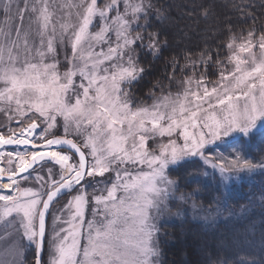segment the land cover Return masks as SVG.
Listing matches in <instances>:
<instances>
[{"label":"snow or ice","instance_id":"snow-or-ice-1","mask_svg":"<svg viewBox=\"0 0 264 264\" xmlns=\"http://www.w3.org/2000/svg\"><path fill=\"white\" fill-rule=\"evenodd\" d=\"M120 5L77 0L64 5L73 10L68 19L53 21L55 10L40 0L31 9L40 23L38 44L29 43L28 33L21 37L19 28H0V111L9 121L0 131V162L7 164L0 166V228L15 229L34 246L36 264L46 216L62 195L70 199L53 218L61 227L51 236L50 264H158L155 219L176 191L170 166L198 157L225 186L232 172L264 168L239 149L235 156L209 155L217 142L235 145L241 136L264 134V32L249 31L239 41L231 35L227 64L217 54L219 79L211 85L204 75L195 77L196 66L206 67L211 53L186 57L192 75L182 81V91L133 107L131 89L146 72L137 48L158 54L160 40L140 24L150 4L123 0V11ZM12 7L8 0L5 14ZM65 44L71 54L61 70L58 46ZM58 127L62 135L53 134ZM150 140L158 141L155 147ZM45 161L58 171L49 167L40 174L37 166L44 168ZM106 174V181L96 180ZM21 254L13 241L0 264H22Z\"/></svg>","mask_w":264,"mask_h":264},{"label":"trees","instance_id":"trees-1","mask_svg":"<svg viewBox=\"0 0 264 264\" xmlns=\"http://www.w3.org/2000/svg\"><path fill=\"white\" fill-rule=\"evenodd\" d=\"M144 3L151 8L147 20L141 19L140 24L159 34L160 52L154 55L145 48H137L136 55L146 72L131 89L129 99L133 107L150 106L159 96L180 92L184 78L192 75V65L186 57L199 60L201 53H211L212 60L206 67L198 64L195 75L212 76L220 70L217 54L221 63L227 64L225 44L231 35L264 32V0ZM3 5L4 0H0V24ZM240 140V144L224 146L221 152L227 154L239 146L242 157L264 163V134L257 132ZM169 175L176 182L177 192L183 194L185 204L195 207H190V216L164 220L159 235L162 264H264V168L235 173V179L231 177L225 186L218 171L193 157L171 168ZM172 206L173 216L187 213H179V204L177 208ZM201 245L206 252L204 247L200 249Z\"/></svg>","mask_w":264,"mask_h":264},{"label":"rangeland","instance_id":"rangeland-1","mask_svg":"<svg viewBox=\"0 0 264 264\" xmlns=\"http://www.w3.org/2000/svg\"><path fill=\"white\" fill-rule=\"evenodd\" d=\"M39 2H40V0H12V5H13L12 10L7 14H5V12L3 13V19H2V22L0 24V28H4L5 30H8V28H10L13 33H15L17 28H19L20 32H21V37H23L24 33H28L29 43L30 44L31 43L38 44L39 43V36L37 35V33L40 30V23H39V20L37 17V13H34L31 9L34 5L36 7H39ZM76 2H77V0H48L49 9L55 10L54 15H53V21H58L60 19H68L66 14L70 11H73V10L70 8L64 7V5L69 4V3H76ZM98 2H103V0H98ZM6 3H8V0H4V5ZM4 5H3V8H4ZM26 5H27V7H25ZM120 10L123 11V0H121ZM70 19L72 21H74L75 16L74 15L71 16ZM6 21H7V26H6ZM57 28H59L58 23H57ZM245 34L236 36L237 40L239 41L241 39V37ZM257 34H259V33H257ZM59 47L60 46H58V48ZM254 51L257 52V54H258V49H254ZM70 54H71V49H70V46H68L67 44H65L64 47H60V49H58V58L61 61V70L64 69V56L70 55ZM227 66L229 69L232 67V65H230V64ZM195 77H197V75H195ZM205 77L207 78L206 82L209 85H211L212 83L216 82L219 79L217 72H214L212 74V76L207 77L205 75ZM160 97L161 96H159L158 98H160ZM144 106H149V104L144 105ZM261 123H264V122H261ZM8 124H9V121H8L7 114L4 111H0V131H5L6 126ZM11 126H13V127L16 126L14 121H12ZM38 131H39V129H38ZM53 134L62 135L63 134L62 129L59 127L54 129ZM164 139L166 140L167 138H164ZM240 139H249V137L241 136ZM226 140L231 141L232 138L228 137V138H226ZM157 143H158V141H154V140L149 141V145L152 147H155V145ZM217 144L219 145V147L217 148V151L214 154L209 153V155H220V154H222L221 148L223 149L224 146L230 145L228 143H221V142H217ZM213 147H215V146H213ZM232 149L233 150L230 151L229 153H227V155L235 156L237 154V151H236L237 149H239V152H240L239 146H235ZM223 154H225V153H223ZM75 160H76V157L73 156V161H75ZM178 165H180V164H178ZM178 165L170 166L169 171L171 168L178 167ZM0 166L7 167L6 161L1 162ZM49 167H51L54 172L58 171V169H59L58 165H55L54 163L49 162V161H45V167L40 168V166L38 165L37 170L40 174H44L47 171V168H49ZM235 173L236 172L230 173L229 174L230 178L234 177V179H235V177H236L234 175ZM109 175H111V174H106V176L103 178L97 177L96 180L106 181ZM227 182H230V180H228ZM26 183H28V182H26ZM32 186H35V185L33 184ZM100 186L102 187L103 184H101ZM89 191L91 193V189H89ZM69 199H70L69 196H63L62 195L61 197H59L54 202V204L51 208L49 220H48V226H47L45 252H44L42 264H50L49 251H50V244H51V236L53 234L54 228L58 229L59 227H61L60 224H56V225L53 224V218L56 215L60 214L61 210L64 209V206L68 203ZM177 204L180 205V208L178 209L179 213L182 212V210H185L187 213L175 214L173 216L172 215V210H173L172 205H175L177 208ZM190 207H195V206H190L189 204H185V198H184L183 194L180 192H177V190L175 191L174 197L170 198L166 202L165 205L161 206V212L157 215V217L155 219L156 226L159 229V232L157 233V241H156L157 247L159 250V256L157 257L158 264H162V261H161V259H162L161 254L162 253L159 249V242H160L159 241V235L161 233L160 227L164 223V220L165 221L166 220L173 221L177 217L182 219L181 216H185V215L190 216V214H193V213H191L193 208H190ZM93 208H94V205L90 202L87 209H86V212H85L86 222H87V220L92 218ZM66 214L67 213H65V215ZM13 241H15V243L21 247L22 254L20 256V260H21L22 264H35L34 246H31V247L28 246V242L26 240H22L20 237V233L15 231V229H12V228L7 229L6 231L4 229L0 228V259L4 258L5 248H7L8 245L11 244ZM224 244H225V241L222 242V245H224ZM203 247L204 246L201 245L200 249H203ZM203 251L206 252L205 247H204Z\"/></svg>","mask_w":264,"mask_h":264},{"label":"water","instance_id":"water-1","mask_svg":"<svg viewBox=\"0 0 264 264\" xmlns=\"http://www.w3.org/2000/svg\"><path fill=\"white\" fill-rule=\"evenodd\" d=\"M55 201L56 200L53 201V204H54ZM53 204L50 206L49 213L46 216L45 242H46V233H47V226H48L49 215H50V211H51V208H52ZM44 252H45V246H44V250L40 253V261H41V264L43 263ZM35 264H36V255H35Z\"/></svg>","mask_w":264,"mask_h":264},{"label":"bare ground","instance_id":"bare-ground-1","mask_svg":"<svg viewBox=\"0 0 264 264\" xmlns=\"http://www.w3.org/2000/svg\"><path fill=\"white\" fill-rule=\"evenodd\" d=\"M1 163V162H0Z\"/></svg>","mask_w":264,"mask_h":264}]
</instances>
